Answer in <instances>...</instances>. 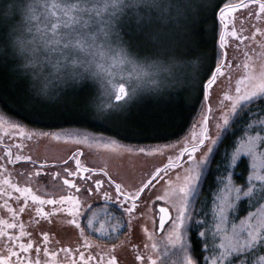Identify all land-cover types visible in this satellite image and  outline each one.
<instances>
[{
    "label": "snow or ice",
    "instance_id": "obj_1",
    "mask_svg": "<svg viewBox=\"0 0 264 264\" xmlns=\"http://www.w3.org/2000/svg\"><path fill=\"white\" fill-rule=\"evenodd\" d=\"M208 18L211 59L196 40ZM183 93L199 111L174 142L89 130L115 125L144 94ZM69 118L74 133L42 127ZM62 137L153 161L130 182L80 147L33 155L30 142ZM222 146L217 191L198 210ZM242 201L254 210L240 216ZM54 221L74 233L40 227ZM128 249L138 264H264V0H0V264H126Z\"/></svg>",
    "mask_w": 264,
    "mask_h": 264
},
{
    "label": "trees",
    "instance_id": "obj_2",
    "mask_svg": "<svg viewBox=\"0 0 264 264\" xmlns=\"http://www.w3.org/2000/svg\"><path fill=\"white\" fill-rule=\"evenodd\" d=\"M210 17V13H209ZM213 21L208 18L203 25L204 30L199 32L196 36L198 41L199 54L211 59L214 55L215 46L212 41V33L210 31ZM89 92H84L75 95L71 101L72 106L80 107L84 104ZM199 111V105L196 103L195 95L183 93L178 101L173 103H164L160 98L153 97L148 99L142 105L135 109H131L127 116L121 121L111 127L95 124L90 131L99 134L103 132L107 136L119 133L121 137H127L133 144H140L141 146L161 144L166 141L174 142L178 137H183L185 133L191 130L189 125L192 124ZM42 127L45 131H71L80 128V125L75 124L69 118V122L62 119H52L43 122ZM227 143V142H226ZM223 146L220 149V155L217 156L213 162L210 172L202 185V192L197 204L198 210H209L212 198L217 191V186L214 177L218 175L216 172L217 165L221 164V156L223 155ZM249 167L246 157L241 158L240 166L235 170L234 180L238 184H244L247 177V169ZM105 211H110L102 207ZM250 209L246 202H240L237 215H244Z\"/></svg>",
    "mask_w": 264,
    "mask_h": 264
},
{
    "label": "rangeland",
    "instance_id": "obj_3",
    "mask_svg": "<svg viewBox=\"0 0 264 264\" xmlns=\"http://www.w3.org/2000/svg\"><path fill=\"white\" fill-rule=\"evenodd\" d=\"M153 97L155 96H152L150 94L142 95L139 101L132 105L131 108L125 113V115L119 119V121H121V119H124L131 109L137 108L148 99H153ZM75 131L76 130H71L66 132L74 133ZM188 134L190 135V132ZM30 144L34 156H40L41 158L50 159L66 156L69 150L74 149L76 147H80L82 148L84 153V156L81 157L82 159L86 158L89 162L96 165H102L104 163H107V166L113 172H118L130 182L136 180L140 174V171L146 167L151 166V163L153 161L152 157H143L140 155L129 154L118 155L117 153L119 149L113 148L112 146L106 147L104 142L96 143L93 144L91 147H88L85 145H76L71 142H66L62 137L59 141L51 138H42L38 141L30 142ZM41 180L46 186H49L51 183L55 182L47 176H42ZM102 211V207L97 209L98 214H100ZM40 227H43L45 230L51 229L66 236L72 235L74 233V226L67 222L54 221L51 224L41 222ZM131 238L133 243L138 244L146 239L144 237L143 232L138 231L136 227H133L132 229ZM122 259L126 262V264H138V262L134 261V256L132 255L131 249L122 252Z\"/></svg>",
    "mask_w": 264,
    "mask_h": 264
},
{
    "label": "water",
    "instance_id": "obj_4",
    "mask_svg": "<svg viewBox=\"0 0 264 264\" xmlns=\"http://www.w3.org/2000/svg\"><path fill=\"white\" fill-rule=\"evenodd\" d=\"M167 225V224H166Z\"/></svg>",
    "mask_w": 264,
    "mask_h": 264
}]
</instances>
